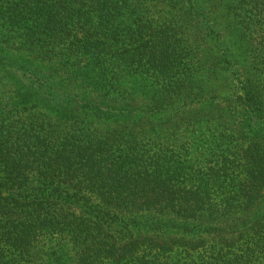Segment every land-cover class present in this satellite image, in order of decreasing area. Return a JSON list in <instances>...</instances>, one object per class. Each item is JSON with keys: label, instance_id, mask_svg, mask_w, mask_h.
I'll return each mask as SVG.
<instances>
[{"label": "trees", "instance_id": "16d2710c", "mask_svg": "<svg viewBox=\"0 0 264 264\" xmlns=\"http://www.w3.org/2000/svg\"><path fill=\"white\" fill-rule=\"evenodd\" d=\"M263 260L264 0H0V264Z\"/></svg>", "mask_w": 264, "mask_h": 264}, {"label": "rangeland", "instance_id": "374dc122", "mask_svg": "<svg viewBox=\"0 0 264 264\" xmlns=\"http://www.w3.org/2000/svg\"><path fill=\"white\" fill-rule=\"evenodd\" d=\"M147 4L149 5L150 17L157 19L158 21H164L168 19L169 17H171V11L169 9V6H167L166 4L155 3L153 1H149L147 2ZM230 83L231 85H233L232 81ZM212 85H215L219 93H222V94H225L231 91L229 82L227 80V73L223 70H220L216 77H213V76L210 77L208 86L210 87ZM253 264H264V260L256 261Z\"/></svg>", "mask_w": 264, "mask_h": 264}]
</instances>
